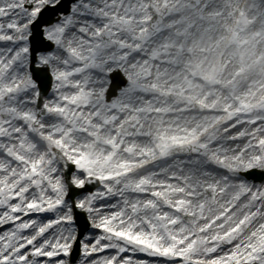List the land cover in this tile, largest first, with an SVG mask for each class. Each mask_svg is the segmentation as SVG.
<instances>
[{"label": "snow or ice", "instance_id": "obj_1", "mask_svg": "<svg viewBox=\"0 0 264 264\" xmlns=\"http://www.w3.org/2000/svg\"><path fill=\"white\" fill-rule=\"evenodd\" d=\"M0 264H264V0H0Z\"/></svg>", "mask_w": 264, "mask_h": 264}]
</instances>
